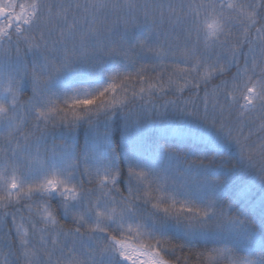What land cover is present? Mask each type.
<instances>
[{
	"label": "snow or ice",
	"instance_id": "6c2138e0",
	"mask_svg": "<svg viewBox=\"0 0 264 264\" xmlns=\"http://www.w3.org/2000/svg\"><path fill=\"white\" fill-rule=\"evenodd\" d=\"M0 249L264 264V0H0Z\"/></svg>",
	"mask_w": 264,
	"mask_h": 264
},
{
	"label": "trees",
	"instance_id": "16d2710c",
	"mask_svg": "<svg viewBox=\"0 0 264 264\" xmlns=\"http://www.w3.org/2000/svg\"><path fill=\"white\" fill-rule=\"evenodd\" d=\"M116 82L120 83V80H117ZM136 88L138 90L139 88L138 84L136 85ZM81 94L83 95V92ZM119 95L121 96L124 95L123 89L120 90ZM185 95H187V93ZM101 131H103V128H101ZM140 134L145 137L157 139L160 142L167 141L170 144L177 143V137L171 133V130H169L167 134H164L159 128H152L148 131H142ZM57 135L58 136L60 135L59 130H57ZM90 139H91L90 135L87 134L85 128L82 127L79 129L78 135H73L71 137V142L73 143V145H76L77 150H83L89 147ZM110 139L112 142V146L114 148L113 157L114 158L118 157L117 164L121 169H124L125 157H126V150H125L126 141L124 139L123 129L119 121H117L111 127ZM57 143H59V140H57ZM185 148L190 150L192 154H196V146H194L191 143V141L185 143ZM65 227H67V225H65ZM5 259H6V252L0 249V264H5ZM165 259H169V257H165Z\"/></svg>",
	"mask_w": 264,
	"mask_h": 264
}]
</instances>
